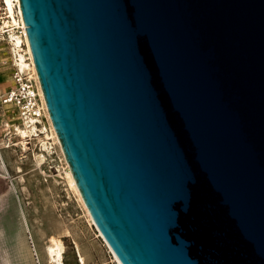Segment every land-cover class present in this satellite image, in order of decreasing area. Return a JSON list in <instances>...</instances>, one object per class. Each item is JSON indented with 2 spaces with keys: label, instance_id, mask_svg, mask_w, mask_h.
I'll return each instance as SVG.
<instances>
[{
  "label": "water",
  "instance_id": "1",
  "mask_svg": "<svg viewBox=\"0 0 264 264\" xmlns=\"http://www.w3.org/2000/svg\"><path fill=\"white\" fill-rule=\"evenodd\" d=\"M50 119L121 264H264V0H20Z\"/></svg>",
  "mask_w": 264,
  "mask_h": 264
},
{
  "label": "rangeland",
  "instance_id": "2",
  "mask_svg": "<svg viewBox=\"0 0 264 264\" xmlns=\"http://www.w3.org/2000/svg\"><path fill=\"white\" fill-rule=\"evenodd\" d=\"M3 7L0 0V22ZM12 59L11 38L0 41V264H55L47 255L52 238L64 246V264H78L80 256L85 264H118L70 186L56 141L45 151L39 138L25 145L18 134L16 110L2 103Z\"/></svg>",
  "mask_w": 264,
  "mask_h": 264
},
{
  "label": "built area",
  "instance_id": "3",
  "mask_svg": "<svg viewBox=\"0 0 264 264\" xmlns=\"http://www.w3.org/2000/svg\"><path fill=\"white\" fill-rule=\"evenodd\" d=\"M2 25L3 23L0 22V41H5L11 38V33L8 28L3 29ZM20 30L23 33L22 27H20ZM21 49V53L25 56L28 66L25 69L20 67V64L17 62V54H15L13 49L12 85L3 96L2 103L12 106L16 110L18 118L21 121V126L19 127L28 131L26 139H28L27 145H30L32 140H38V137L35 136L36 133L43 136V131L52 132V127L35 64L27 52V45L25 43H23ZM34 129H37L38 132L31 133ZM18 134L20 135V133Z\"/></svg>",
  "mask_w": 264,
  "mask_h": 264
},
{
  "label": "bare ground",
  "instance_id": "4",
  "mask_svg": "<svg viewBox=\"0 0 264 264\" xmlns=\"http://www.w3.org/2000/svg\"><path fill=\"white\" fill-rule=\"evenodd\" d=\"M3 2V11H4V21L2 22L3 23V29L4 28H8L10 33H11V42H12V45H13V49H14V52L17 57V62L20 64V67L22 69H25L28 65V62L26 61L25 59V56L21 53L22 49V45L23 43H25L27 45V52L30 54V58L32 59L33 63H34V60H33V56H32V52H31V48H30V45H29V40H28V36H27V32H26V25L24 24V21H23V18H22V11H21V8H20V0H2ZM17 8L18 11H16L15 9ZM17 13V14H16ZM1 17V16H0ZM18 26L22 27L23 28V33H22V36L21 34L20 35H16L15 33V29L18 28ZM19 27V28H20ZM25 36V37H23ZM12 51V50H11ZM19 53V54H18ZM35 64V63H34ZM51 120V119H50ZM51 131L50 133L48 132H44V135L41 136L39 135L38 133V130L37 129H34V131H31V133L35 132V136H37L41 142H42V146L44 148L45 151H50V146L52 145V143H50V140H54V142L56 141V144L59 145V147L61 148V152H62V155H63V151H62V147H61V144H60V141L58 139V136H57V133L53 127V124H52V121H51ZM17 131L18 133H20L21 135V138L23 139V143L25 145H27V130L26 129H23V128H17ZM33 136V135H32ZM64 156V155H63ZM67 165V169H66V175H67V178H68V181H69V184L70 186L75 190V192L77 193L80 201L82 202V204L84 205L85 209H86V212L88 214V217L90 218V221L94 223L82 197H81V194H80V191L78 190L77 188V185H76V182L73 178V175L71 173V170L68 166V164L66 163ZM66 177V176H65ZM102 236V235H100ZM104 239V238H103ZM110 248V247H109ZM111 249V248H110ZM111 252L113 253V256L116 260V262L118 264H121L120 261L118 260V258L116 257V255L114 254V252L111 250ZM47 255L49 256V258L51 259V261L55 264H64V261H63V255H64V246L63 244L60 242V240H56L54 238H52L51 240V244L48 246L47 248ZM48 258V257H47ZM78 264H85V261H84V258L82 256H80V262Z\"/></svg>",
  "mask_w": 264,
  "mask_h": 264
}]
</instances>
